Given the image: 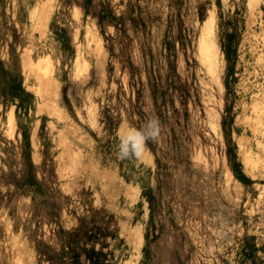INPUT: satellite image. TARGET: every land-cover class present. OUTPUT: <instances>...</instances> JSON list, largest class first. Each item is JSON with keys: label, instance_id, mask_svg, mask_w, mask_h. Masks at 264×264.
<instances>
[{"label": "rangeland", "instance_id": "1", "mask_svg": "<svg viewBox=\"0 0 264 264\" xmlns=\"http://www.w3.org/2000/svg\"><path fill=\"white\" fill-rule=\"evenodd\" d=\"M0 264H264V0H0Z\"/></svg>", "mask_w": 264, "mask_h": 264}, {"label": "clouds", "instance_id": "2", "mask_svg": "<svg viewBox=\"0 0 264 264\" xmlns=\"http://www.w3.org/2000/svg\"><path fill=\"white\" fill-rule=\"evenodd\" d=\"M161 132V122L158 118L148 119L141 128L130 127L118 136L116 156L120 160L142 159L149 140H155Z\"/></svg>", "mask_w": 264, "mask_h": 264}, {"label": "trees", "instance_id": "3", "mask_svg": "<svg viewBox=\"0 0 264 264\" xmlns=\"http://www.w3.org/2000/svg\"><path fill=\"white\" fill-rule=\"evenodd\" d=\"M103 15L101 17L104 18L105 12H102ZM3 84L5 85L4 89H8V98L14 102L17 99H21V105L20 107H24L26 109L27 107H30V99L32 98V95L27 92L24 87L22 86V81L19 79L18 76L11 75L10 80H3ZM240 164L235 163L233 170L235 171L237 178L241 182H246L244 178L241 176V172L238 171Z\"/></svg>", "mask_w": 264, "mask_h": 264}, {"label": "bare ground", "instance_id": "4", "mask_svg": "<svg viewBox=\"0 0 264 264\" xmlns=\"http://www.w3.org/2000/svg\"><path fill=\"white\" fill-rule=\"evenodd\" d=\"M49 10H50V8L48 9V12H49ZM48 12L46 13V15L48 14ZM44 15H45V13H44ZM42 17H43V15H42ZM45 19V18H44ZM42 21H43V18H42ZM47 22V21H46ZM200 50H201V53L203 54V59H205V57L206 58H210L211 57V55H212V52L210 53V52H208L206 49H205V46L203 45V43L201 42V48H200ZM28 53V52H27ZM26 53V54H27ZM205 53V54H204ZM30 56V55H29ZM214 56V55H213ZM27 57H28V54H27ZM30 57H28V58H24V60L26 59H29ZM43 60V61H42ZM38 61H42L41 63H43L44 62V59H40V60H38ZM37 61V62H38ZM28 62V61H27ZM46 62H47V60H46ZM23 63V62H22ZM32 63V62H31ZM31 63H29L28 62V64H31ZM45 63V62H44ZM43 63V64H44ZM38 64H39V62H38ZM24 65H26V64H24ZM24 65H22V66H24ZM32 66H33V64H31ZM28 66V65H27ZM26 66V67H27ZM45 66V65H44ZM206 66V65H205ZM39 67V66H38ZM37 67V68H38ZM25 68V67H24ZM30 69H32V68H30ZM35 69V68H34ZM46 69H48L47 67H46ZM28 71V70H27ZM84 71V70H83ZM31 72V71H30ZM32 72H33V69H32ZM36 72H38V70L36 71ZM33 74H35V72L33 73ZM38 74V73H37ZM36 76V75H35ZM44 76H46V75H44ZM37 77V76H36ZM39 77V76H38ZM48 77V76H47ZM42 78V76H40V79ZM39 79V78H38ZM45 79V78H44ZM42 81H43V78H42ZM51 82V81H50ZM45 83H46V81H45ZM45 83H44V85H45ZM47 84V83H46ZM49 84V83H48ZM41 86V85H40ZM49 86V85H48ZM46 87V86H45ZM43 89V88H42ZM48 90H49V88H48ZM39 94L41 93V94H43L42 92H38ZM58 111V110H57ZM9 118L11 119V122H13L14 123V116H13V113H11L10 112V115H9ZM14 125V124H13ZM244 145V144H243ZM244 149V148H243Z\"/></svg>", "mask_w": 264, "mask_h": 264}]
</instances>
